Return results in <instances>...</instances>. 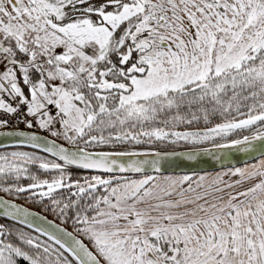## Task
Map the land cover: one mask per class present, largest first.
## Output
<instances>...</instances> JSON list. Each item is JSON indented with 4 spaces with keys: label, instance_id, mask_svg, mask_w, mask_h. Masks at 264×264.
<instances>
[{
    "label": "snow or ice",
    "instance_id": "6c2138e0",
    "mask_svg": "<svg viewBox=\"0 0 264 264\" xmlns=\"http://www.w3.org/2000/svg\"><path fill=\"white\" fill-rule=\"evenodd\" d=\"M0 264H264V0H0Z\"/></svg>",
    "mask_w": 264,
    "mask_h": 264
}]
</instances>
